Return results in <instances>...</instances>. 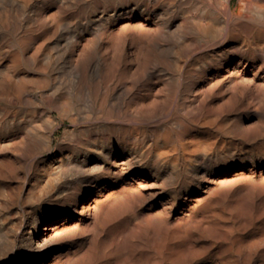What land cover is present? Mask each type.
I'll return each instance as SVG.
<instances>
[{
    "label": "bare ground",
    "instance_id": "obj_1",
    "mask_svg": "<svg viewBox=\"0 0 264 264\" xmlns=\"http://www.w3.org/2000/svg\"><path fill=\"white\" fill-rule=\"evenodd\" d=\"M0 264H264V0H0Z\"/></svg>",
    "mask_w": 264,
    "mask_h": 264
},
{
    "label": "rangeland",
    "instance_id": "obj_2",
    "mask_svg": "<svg viewBox=\"0 0 264 264\" xmlns=\"http://www.w3.org/2000/svg\"><path fill=\"white\" fill-rule=\"evenodd\" d=\"M58 137H59V135H58Z\"/></svg>",
    "mask_w": 264,
    "mask_h": 264
}]
</instances>
